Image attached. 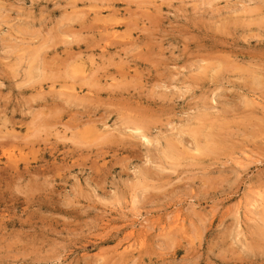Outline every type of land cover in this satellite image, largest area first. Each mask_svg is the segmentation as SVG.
<instances>
[{"label": "rangeland", "instance_id": "374dc122", "mask_svg": "<svg viewBox=\"0 0 264 264\" xmlns=\"http://www.w3.org/2000/svg\"><path fill=\"white\" fill-rule=\"evenodd\" d=\"M0 144V264H264V0H0Z\"/></svg>", "mask_w": 264, "mask_h": 264}, {"label": "bare ground", "instance_id": "6f19581e", "mask_svg": "<svg viewBox=\"0 0 264 264\" xmlns=\"http://www.w3.org/2000/svg\"><path fill=\"white\" fill-rule=\"evenodd\" d=\"M111 27V26H110ZM113 27V26H112ZM114 29V28H113ZM112 30V29H111ZM115 31V30H114ZM118 31V30H117ZM112 32V31H111ZM116 34V33H115ZM80 69H81V67H80ZM85 70H86V68H85ZM81 71V70H80ZM84 71V70H83ZM85 74V73H84ZM86 75V74H85ZM250 106V105H249ZM135 127V126H134ZM137 127V126H136ZM135 127V128H136ZM132 131H134L133 129H132ZM135 131H136V129H135ZM139 131V130H138ZM137 132V131H136ZM140 133V132H139ZM221 133V132H220ZM145 136V135H144ZM112 137V136H111ZM28 138V137H27ZM147 138V137H146ZM145 137H144V140L146 139ZM28 140V139H27ZM9 143V142H8ZM6 145H7V143H5ZM1 145V144H0ZM3 146V145H2ZM20 146V145H19ZM1 147V146H0ZM21 148V147H20ZM25 148V147H24ZM209 148V147H208ZM210 150V149H209ZM211 151V150H210ZM209 151V152H210ZM6 152H8V151H6ZM23 154V153H22ZM20 155V154H19ZM16 158H18V157H16ZM1 161V160H0ZM15 164V163H14ZM17 165H19V164H17ZM262 197V196H261ZM262 200V199H261ZM255 205H256V203H255ZM259 209V208H258ZM261 237V236H260Z\"/></svg>", "mask_w": 264, "mask_h": 264}]
</instances>
